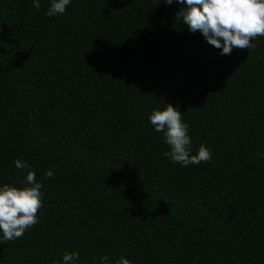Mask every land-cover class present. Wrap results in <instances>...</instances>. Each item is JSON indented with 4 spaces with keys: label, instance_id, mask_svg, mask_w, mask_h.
I'll return each instance as SVG.
<instances>
[{
    "label": "trees",
    "instance_id": "1",
    "mask_svg": "<svg viewBox=\"0 0 264 264\" xmlns=\"http://www.w3.org/2000/svg\"><path fill=\"white\" fill-rule=\"evenodd\" d=\"M33 3L0 0V187L34 170L43 206L0 264H264V37L221 55L176 0ZM166 104L211 161L164 155Z\"/></svg>",
    "mask_w": 264,
    "mask_h": 264
},
{
    "label": "clouds",
    "instance_id": "2",
    "mask_svg": "<svg viewBox=\"0 0 264 264\" xmlns=\"http://www.w3.org/2000/svg\"><path fill=\"white\" fill-rule=\"evenodd\" d=\"M172 5L174 0H164ZM180 5L176 19L182 20L192 33L199 31L205 40L216 49H222L221 55H230L234 48L244 50L256 48L252 43L257 37H264V0H176ZM71 0H50L46 13L49 16L64 14ZM33 7L40 8V0H34ZM161 110L154 109L149 120L157 133H163V140L169 146L164 155L171 162L187 167L209 162L212 152L204 145L198 152H190L188 124L182 120V113L171 104ZM264 159V154H259ZM16 168L28 169L30 166L19 159L14 161ZM48 170L46 177H52ZM27 185L22 188L4 184L0 187V242L13 241L22 237L27 229L38 223L37 214L42 208V184L36 181L34 170L26 175ZM63 264H75L78 252L65 253ZM59 264V262H56ZM100 264H110L107 255ZM115 264H131L121 256Z\"/></svg>",
    "mask_w": 264,
    "mask_h": 264
}]
</instances>
